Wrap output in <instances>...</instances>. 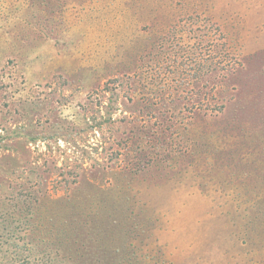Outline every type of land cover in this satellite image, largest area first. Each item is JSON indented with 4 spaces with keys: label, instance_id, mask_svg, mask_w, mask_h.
Listing matches in <instances>:
<instances>
[{
    "label": "rangeland",
    "instance_id": "1",
    "mask_svg": "<svg viewBox=\"0 0 264 264\" xmlns=\"http://www.w3.org/2000/svg\"><path fill=\"white\" fill-rule=\"evenodd\" d=\"M0 264H264V0H0Z\"/></svg>",
    "mask_w": 264,
    "mask_h": 264
},
{
    "label": "trees",
    "instance_id": "2",
    "mask_svg": "<svg viewBox=\"0 0 264 264\" xmlns=\"http://www.w3.org/2000/svg\"><path fill=\"white\" fill-rule=\"evenodd\" d=\"M196 70H194L193 72H195ZM199 74L201 75V73H200V70L199 71H196L195 73H194V78H195V80L196 81H198V79H199ZM202 77V76H201ZM194 80V79H193ZM195 80H194V82H195ZM206 83H208L207 81H205ZM199 96L200 97H202L203 96V93L201 92L200 94H199ZM196 98L195 100H197L196 102H191V103H189V105L188 106H195L196 105V103L198 102V103H201L203 100L201 99V98ZM166 104V103H165ZM167 108H168V104L167 105H165L164 107H159V108H155L153 105H151V104H149V105H147L146 106V108L144 109L145 111H147V114H153V115H155L154 117L153 116H150V117H148L147 116V114H145V117H147V118H155V119H157V118H168V116L166 115V113L168 112V110H167ZM156 109H163V111L160 113V114H157V113H155V110ZM192 110V109H191ZM110 119H106L105 120V122H111L112 124H116V123H118V124H130V123H134V120H129V118H126V117H124L122 120H112L111 121V117H109ZM167 120V119H166ZM162 123V122H161ZM102 124H104V121L103 122H99V126H101ZM169 128H170V126H169ZM168 131V130H167ZM165 138H169L170 139V137H169V134H167L166 132H165ZM163 141H165V140H163ZM166 142V141H165ZM166 160H168V159H166ZM69 167V166H68ZM66 173H68V174H71V173H73L71 170H69V172H65L64 174H66ZM67 187H69V186H67Z\"/></svg>",
    "mask_w": 264,
    "mask_h": 264
}]
</instances>
